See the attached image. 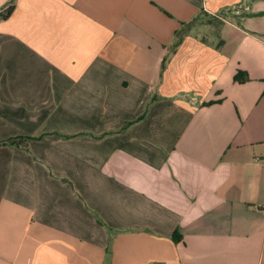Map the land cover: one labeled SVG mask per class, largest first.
Segmentation results:
<instances>
[{"label":"crops","instance_id":"crops-1","mask_svg":"<svg viewBox=\"0 0 264 264\" xmlns=\"http://www.w3.org/2000/svg\"><path fill=\"white\" fill-rule=\"evenodd\" d=\"M20 137L0 264H264V0H0Z\"/></svg>","mask_w":264,"mask_h":264},{"label":"trees","instance_id":"trees-1","mask_svg":"<svg viewBox=\"0 0 264 264\" xmlns=\"http://www.w3.org/2000/svg\"><path fill=\"white\" fill-rule=\"evenodd\" d=\"M12 11H13V5L11 3V5H9L6 13L5 14H2V18L3 19H7L11 15ZM196 21H197V19L193 20L192 22H190L188 24H183L182 28L176 32V42L173 45V48L174 49L177 48L181 44L184 36L187 34V32H189V29L196 23ZM247 79H248V75L247 74H244L242 72H239L236 75V77H235V80L237 82H239V83H245V81ZM22 139L25 140V142H26L30 138L29 137H25V138H23V137H20V138H12L10 140L0 142V144H3V145L9 144V145H14V146H18L19 145L20 147L21 146H26V144H24L21 141ZM180 239H181V237L178 236V235L176 237V234H175V241H179Z\"/></svg>","mask_w":264,"mask_h":264},{"label":"built area","instance_id":"built-area-1","mask_svg":"<svg viewBox=\"0 0 264 264\" xmlns=\"http://www.w3.org/2000/svg\"><path fill=\"white\" fill-rule=\"evenodd\" d=\"M243 10L247 11V10H249V7H243V9L237 8V9H234L233 11L237 14H241L243 12ZM218 17H221V16L219 15Z\"/></svg>","mask_w":264,"mask_h":264}]
</instances>
